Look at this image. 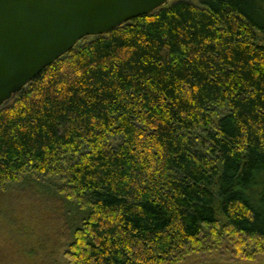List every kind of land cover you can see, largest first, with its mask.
I'll list each match as a JSON object with an SVG mask.
<instances>
[{
  "label": "trees",
  "instance_id": "trees-1",
  "mask_svg": "<svg viewBox=\"0 0 264 264\" xmlns=\"http://www.w3.org/2000/svg\"><path fill=\"white\" fill-rule=\"evenodd\" d=\"M4 232L22 264L263 256L264 0L83 39L0 108Z\"/></svg>",
  "mask_w": 264,
  "mask_h": 264
},
{
  "label": "water",
  "instance_id": "water-1",
  "mask_svg": "<svg viewBox=\"0 0 264 264\" xmlns=\"http://www.w3.org/2000/svg\"><path fill=\"white\" fill-rule=\"evenodd\" d=\"M170 0H0V108L83 39L102 37Z\"/></svg>",
  "mask_w": 264,
  "mask_h": 264
},
{
  "label": "rangeland",
  "instance_id": "rangeland-1",
  "mask_svg": "<svg viewBox=\"0 0 264 264\" xmlns=\"http://www.w3.org/2000/svg\"><path fill=\"white\" fill-rule=\"evenodd\" d=\"M189 2L193 5L198 3V0H170V2L164 6L168 7L171 6L175 2ZM11 196L13 195V199L17 196L21 195L19 190H14ZM21 200V204L26 205L28 204V201L26 200L24 202ZM8 234L4 232L2 236H0V264H22V261H18V257L15 256V254L9 251V244L8 241ZM13 241V240H11ZM234 256L231 255V250L227 249L226 246L223 248H218L210 253L206 251V253L201 254H194L190 255L184 258L183 262L181 264H264V255L259 256L254 262L246 261V260H236L233 258Z\"/></svg>",
  "mask_w": 264,
  "mask_h": 264
}]
</instances>
